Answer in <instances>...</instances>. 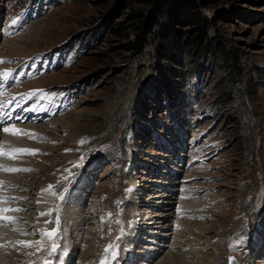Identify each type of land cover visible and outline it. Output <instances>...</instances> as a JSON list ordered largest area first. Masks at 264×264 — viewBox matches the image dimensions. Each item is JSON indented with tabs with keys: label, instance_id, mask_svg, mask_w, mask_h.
I'll use <instances>...</instances> for the list:
<instances>
[{
	"label": "rangeland",
	"instance_id": "rangeland-1",
	"mask_svg": "<svg viewBox=\"0 0 264 264\" xmlns=\"http://www.w3.org/2000/svg\"><path fill=\"white\" fill-rule=\"evenodd\" d=\"M188 1L207 26L206 51L181 50L163 61L160 27L141 29L145 5L0 0V72L16 76L14 66L27 58L39 68V55L54 66L14 84L15 99L20 87L31 89L16 104L40 89L65 102L43 116L38 104H25L45 95L17 107L29 114L12 126L36 138L15 137L38 152L0 156V165L31 169L0 170V197L16 198L0 207L23 209L7 214L17 222L1 227L0 244L35 241L40 230L58 228L59 247L48 255L47 240L39 253L9 245L0 249V264H100L109 244L118 246L111 264H161L170 256L181 264H264V0ZM187 29L179 28L182 35ZM216 41L234 66L210 48ZM5 175L17 185L7 187ZM49 185L57 196L36 198ZM184 244L200 248L185 252Z\"/></svg>",
	"mask_w": 264,
	"mask_h": 264
},
{
	"label": "trees",
	"instance_id": "trees-1",
	"mask_svg": "<svg viewBox=\"0 0 264 264\" xmlns=\"http://www.w3.org/2000/svg\"><path fill=\"white\" fill-rule=\"evenodd\" d=\"M130 1L149 7L145 15H141L144 18L141 29L150 33L154 27H160L157 32L159 40L157 54L161 56L163 61L174 58L181 50L194 52L199 51L204 46V51H206L207 26L205 24L200 25L201 22L204 23V20H200V14L195 13L193 3L191 4L188 0ZM159 19L166 20L164 25H159ZM179 28L188 29L182 35ZM110 31L115 32L114 29ZM210 45V48L216 51L218 57H221L224 62L232 66L235 65V57L227 55V50H224L217 41Z\"/></svg>",
	"mask_w": 264,
	"mask_h": 264
},
{
	"label": "snow or ice",
	"instance_id": "snow-or-ice-1",
	"mask_svg": "<svg viewBox=\"0 0 264 264\" xmlns=\"http://www.w3.org/2000/svg\"><path fill=\"white\" fill-rule=\"evenodd\" d=\"M16 21L13 20V23ZM6 63V61L0 59V64ZM12 75L11 70L3 71L0 72V80H3L4 82H7L9 78ZM38 91H43V90H38ZM37 91H33L29 94V97L32 95H36ZM0 107H3V105H0ZM3 132L8 133L10 135L14 136H27L28 138L35 139L36 134L30 133L21 129H17L15 127H5L3 128ZM83 142V141H81ZM38 150L35 149H26V148H13L11 150H3L0 148V156H6L10 159H15L18 155H23V154H28V155H36ZM80 164L74 165V167H80ZM0 170L4 172H22V171H31V169H23V168H15V167H5L3 165H0ZM6 187L3 181H0V189H3ZM54 186L49 185L48 188L42 189V192H48L49 194L53 196H57V193L53 191ZM67 191V189H65ZM58 198L60 200L64 199L63 193L59 194ZM10 199H16V198H8V197H0V205L7 204ZM40 201H38L39 203ZM18 211H23V209L19 208H11V207H0V227L7 226L9 224H14L17 222V218L14 216L7 215L8 213L11 212H18ZM51 213L48 212H41L39 215L40 216H47L50 215ZM46 223H50L49 221H46ZM57 225H59V217H57L56 220ZM13 231H20L19 229L13 228ZM123 232V230H121ZM32 233H24L21 231V235H29ZM59 235V229L58 228H53V229H42L40 230V237L41 239L35 240V241H30V240H16V241H7L4 244H0V248H5L7 246H11L13 248H17V246H22L24 248H35L36 252H43L46 250V245H45V240L50 241V248H47L48 250V255H52L55 253L59 247L57 243V237ZM118 246L115 244H109L107 245L103 252H104V257L101 259L100 264H111V260H114L117 256L116 248ZM31 255V253L29 254ZM230 259V264L232 261V258ZM32 264V262H30ZM44 264H51L50 261H45Z\"/></svg>",
	"mask_w": 264,
	"mask_h": 264
},
{
	"label": "bare ground",
	"instance_id": "bare-ground-1",
	"mask_svg": "<svg viewBox=\"0 0 264 264\" xmlns=\"http://www.w3.org/2000/svg\"><path fill=\"white\" fill-rule=\"evenodd\" d=\"M17 105V104H16ZM22 108V107H21ZM19 108L16 110V112H17V114H18V117L15 119V118H13L12 119V121H17V119L18 120H26L27 119V114H29V113H26V112H22V114H21V116H20V114H19ZM22 110V109H21ZM10 116V115H9ZM14 116H15V114H14ZM9 120V119H8ZM4 121V119L2 118V117H0V141L3 143V142H6V144L7 145H9V147L10 148H23V147H26V145H28V144H25L24 142H22L21 141V139H18L17 137H15L14 135H10V134H8V133H5V132H3V128H5V127H18L17 129H20V127L19 126H6L5 124H7V123H9V122H11V121H5V122H3ZM2 123H4V124H2ZM49 127V126H48ZM36 128L37 127H31V129H33V130H36ZM38 129V128H37ZM49 131H54V129H52V128H50L49 129ZM5 136H4V135ZM77 133H75V135H76ZM73 135V134H72ZM75 137H77V136H75ZM47 141V140H46ZM65 145L66 144H68V141L67 142H65L64 143ZM8 147V148H9ZM3 149V148H2ZM5 149V148H4ZM3 149V150H4ZM8 150V149H7ZM38 156V155H37ZM8 158V157H7ZM67 158H69L68 156H67ZM8 164V163H7ZM36 165V164H35ZM34 165V166H35ZM57 165L58 164H54L53 165V167L56 169L57 168ZM37 168V167H36ZM61 169L63 170V169H65V167H61ZM63 172V171H62ZM61 172V173H62ZM6 176V175H5ZM9 178H10V176H9ZM23 178H26V177H23ZM23 178H21V179H23ZM7 179V181H5V182H7L6 184H7V187H11L12 185H17L16 183H13V182H11V181H9V179L7 178V176H6V178H5V180ZM12 180H14L13 178H11ZM10 179V180H11ZM20 179V180H21ZM27 179V178H26ZM19 181V180H18ZM19 183V182H18ZM14 187H16V186H14ZM65 187V186H64ZM64 187H63V189H64ZM4 188H6V187H4ZM66 189V188H65ZM61 190V189H60ZM65 191V190H64ZM61 193H64V192H61L60 191V194ZM35 195V194H34ZM41 196H44V197H46L43 201H46L47 200V193L46 192H40L39 194L37 193V197L36 198H41ZM171 196H172V194H171ZM43 197V198H44ZM21 198H24V197H20V199ZM42 198V199H43ZM120 199V198H119ZM38 201V200H37ZM42 202V201H41ZM38 203V202H37ZM44 203V202H43ZM174 204H176V203H172V205H174ZM178 204H180V201L179 202H177V204L176 205H178ZM188 204V203H187ZM175 206V205H174ZM180 208V207H179ZM40 209H42L41 207L40 208H38V210H40ZM180 209H178V211H179ZM169 211H171L170 213H171V216L176 212V209L175 208H173V207H171V208H169ZM188 211V210H187ZM186 210H184V212H183V214H185L186 212H187ZM179 216V215H178ZM178 216H177V218H176V222H178V223H180L181 221L178 219ZM184 217H186V215H184ZM188 217V216H187ZM156 222H154V224H155ZM156 224H159L158 222L156 223ZM183 228V227H182ZM181 228V230H182V235H183V229ZM184 229H186V228H184ZM189 229H187V231H188ZM9 231V230H8ZM12 232V231H11ZM10 233V232H9ZM13 233V232H12ZM186 233H190V232H186ZM4 233H3V231H2V228L0 227V241H1V239H2V235H3ZM11 234V233H10ZM9 234V235H10ZM7 236V235H6ZM191 236H193V235H191ZM185 237H187V234L186 235H184V237H182V240L183 239H185ZM190 238V237H189ZM196 237H193V239H195ZM7 239V238H6ZM9 239V238H8ZM11 239H12V237H11ZM7 241V240H6ZM184 241V240H183ZM2 244V243H1ZM216 244V243H215ZM195 245V244H194ZM205 246H211V248H212V251L213 252H215V250H216V245H214L213 243L211 244V243H206L205 244ZM186 248V249H185ZM197 248H200V247H196V248H194L193 246L192 247H190V246H188V244H184L183 246H182V250H185V252H194V251H197ZM1 249V248H0ZM203 249V248H202ZM182 250L180 249V252H182ZM178 251V250H177ZM218 251V250H217ZM179 252V251H178ZM180 252H179V254H177V253H175L176 254V256H179V257H181V256H183V255H181L180 254ZM195 253V252H194ZM198 256V255H197ZM161 264H181L182 263V260H180L179 258H177V257H172V256H170L169 258H167L166 260L164 259L163 261H161L160 262ZM13 264V263H12ZM217 264H221V263H217ZM226 264H228L227 263V260H226Z\"/></svg>",
	"mask_w": 264,
	"mask_h": 264
},
{
	"label": "water",
	"instance_id": "water-1",
	"mask_svg": "<svg viewBox=\"0 0 264 264\" xmlns=\"http://www.w3.org/2000/svg\"><path fill=\"white\" fill-rule=\"evenodd\" d=\"M229 264H230V259H229ZM231 264H236V262L233 258H232Z\"/></svg>",
	"mask_w": 264,
	"mask_h": 264
}]
</instances>
